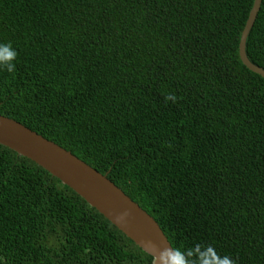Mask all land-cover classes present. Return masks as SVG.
<instances>
[{
    "label": "trees",
    "instance_id": "16d2710c",
    "mask_svg": "<svg viewBox=\"0 0 264 264\" xmlns=\"http://www.w3.org/2000/svg\"><path fill=\"white\" fill-rule=\"evenodd\" d=\"M253 0H0V115L107 176L171 247L264 264V79L238 56ZM264 70V0L246 42ZM167 97V99H166ZM0 264H151L0 145Z\"/></svg>",
    "mask_w": 264,
    "mask_h": 264
},
{
    "label": "water",
    "instance_id": "95a60500",
    "mask_svg": "<svg viewBox=\"0 0 264 264\" xmlns=\"http://www.w3.org/2000/svg\"><path fill=\"white\" fill-rule=\"evenodd\" d=\"M262 0H253L252 8L238 44V56L249 71L264 79V70L253 64L246 54V42L256 20ZM0 145L6 146L47 171L70 189L100 217L108 221L127 239L157 264L149 242L171 247L163 231L152 217L133 202L121 189L76 156L54 142L38 135L19 122L0 115ZM128 212L129 215H125Z\"/></svg>",
    "mask_w": 264,
    "mask_h": 264
},
{
    "label": "clouds",
    "instance_id": "9594fccd",
    "mask_svg": "<svg viewBox=\"0 0 264 264\" xmlns=\"http://www.w3.org/2000/svg\"><path fill=\"white\" fill-rule=\"evenodd\" d=\"M16 57L17 53L10 43L0 45V67L9 73L15 72L16 65L13 61ZM125 215L129 213L125 212ZM149 247L152 248L150 255L155 257L157 264H237L232 257L217 253L211 244H197L182 250L168 246L162 247L150 241Z\"/></svg>",
    "mask_w": 264,
    "mask_h": 264
}]
</instances>
